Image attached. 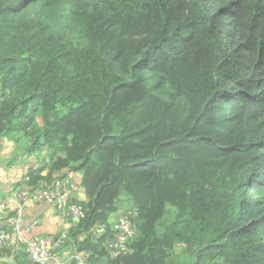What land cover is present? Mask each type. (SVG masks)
I'll use <instances>...</instances> for the list:
<instances>
[{
  "label": "trees",
  "instance_id": "trees-1",
  "mask_svg": "<svg viewBox=\"0 0 264 264\" xmlns=\"http://www.w3.org/2000/svg\"><path fill=\"white\" fill-rule=\"evenodd\" d=\"M0 86V139L47 152L22 185L81 174L88 263L264 264V0H0ZM124 202L137 238L111 259L88 231Z\"/></svg>",
  "mask_w": 264,
  "mask_h": 264
},
{
  "label": "built area",
  "instance_id": "built-area-1",
  "mask_svg": "<svg viewBox=\"0 0 264 264\" xmlns=\"http://www.w3.org/2000/svg\"><path fill=\"white\" fill-rule=\"evenodd\" d=\"M0 86V100L2 99ZM27 181V178H24ZM23 181V182H24ZM80 184L71 175H56L50 183L41 182L38 187L23 186L14 192L15 207L8 204L0 205L2 225L0 227V248L13 251L24 250L33 264H90L80 253L69 260L62 258V252L68 241V232L58 236H34L32 230L37 221L26 223L24 218V203L31 200L35 204H48L56 208L63 218H71L77 223L86 215L85 208L77 201ZM75 223V226L77 225ZM138 213L130 205L126 207L114 222L105 225H95L90 228L88 235L92 240H99L107 235L106 248L111 259H118L133 253V242L137 238Z\"/></svg>",
  "mask_w": 264,
  "mask_h": 264
},
{
  "label": "crops",
  "instance_id": "crops-1",
  "mask_svg": "<svg viewBox=\"0 0 264 264\" xmlns=\"http://www.w3.org/2000/svg\"><path fill=\"white\" fill-rule=\"evenodd\" d=\"M1 142L2 141H0V205L5 203L10 207H15L16 200L14 192L20 190L22 187L28 170H36L45 167V163L48 161L47 152L43 151L38 154L26 155L22 154L23 151L13 150L12 146H9L7 150ZM10 155H13L11 159H9ZM47 170L46 167L42 175H46L48 172ZM62 173L71 175L76 182L80 184L81 174L67 170L62 171ZM85 200L86 196L80 189L77 201L82 203ZM126 206V204H123V209H119L116 213L111 214L109 216V223L114 222L124 213ZM24 218L26 223H32L33 221L38 222L36 227L32 230V234L37 237L46 235L58 236L62 232L69 233V231L74 228L75 223H77L76 220L71 218H63L61 213L53 206L44 203L35 204L31 200H27L24 203ZM1 225L2 216L0 214V227ZM80 254L86 259L84 253ZM62 258L64 259L63 255Z\"/></svg>",
  "mask_w": 264,
  "mask_h": 264
},
{
  "label": "rangeland",
  "instance_id": "rangeland-1",
  "mask_svg": "<svg viewBox=\"0 0 264 264\" xmlns=\"http://www.w3.org/2000/svg\"><path fill=\"white\" fill-rule=\"evenodd\" d=\"M18 139L17 136H10L9 138H1L0 141H2L1 143L5 146V148L7 149L9 146H12L13 150H17V151H23L22 154H26V149L28 147V144H24V142H22L21 140H19L18 142H16V140ZM8 150V149H7ZM13 157V155H10L11 159ZM8 160V159H7ZM5 160V161H7ZM125 205V202H124ZM123 205L122 207H120V209H123ZM172 217V212L168 211V214L166 216V218H171ZM181 246V247H180ZM184 248L182 245H177L174 248V253L171 256V260L173 261V264H194L195 263V259L194 256L192 255H188L186 253L183 252ZM76 254V250L75 247L73 245L72 242H66V245L64 247V250L62 252V255L64 257V260H69L72 258V256H74Z\"/></svg>",
  "mask_w": 264,
  "mask_h": 264
}]
</instances>
